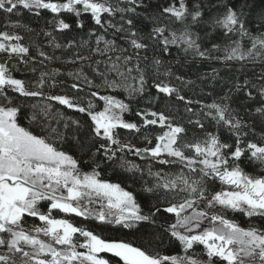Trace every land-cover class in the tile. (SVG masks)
<instances>
[{"label":"snow or ice","instance_id":"1","mask_svg":"<svg viewBox=\"0 0 264 264\" xmlns=\"http://www.w3.org/2000/svg\"><path fill=\"white\" fill-rule=\"evenodd\" d=\"M127 3L133 6L117 8L110 0H0V11L18 14L22 8L39 15L40 10H48L54 16L69 12L77 18L90 13L96 25L103 28L107 24L117 32L125 33L129 45L136 50L135 54L122 58L123 72L119 71L117 64H113L111 70L121 78H131L138 84L125 86L129 96L143 95L145 92L147 81L145 69L141 67L140 50L147 51L150 45L146 41L158 42L164 52L171 45H184L185 51L191 49L206 58V52L200 50L197 42L199 37L193 38L189 25L179 31H170L157 18V26L147 36L140 35L133 19L125 20L124 14H135L136 8L142 6V0L139 4L137 0H127ZM246 6L237 8L225 4L223 14L212 21L213 26L225 30V35L238 32L242 37L248 36L252 40L251 48L246 51L241 49L238 41L234 42L235 46L225 50L223 59L226 61L264 60V33L253 36L248 30L243 19V8ZM117 12L121 14V20L127 28L124 24L117 28L110 20H104L105 14L114 16ZM160 15L183 24L188 16H191L193 23L198 22L203 13L199 8L190 11L186 0H172L161 9ZM261 19L264 20V10ZM54 26L59 31L72 28V24L62 18L56 19ZM76 26L83 28L84 24L77 19ZM261 26L264 27V24ZM22 39L19 34L0 31V52L23 57L30 50L20 42ZM102 41L106 50L115 46V41L97 36L96 43ZM71 44L69 42L68 46L71 47ZM55 46L61 47L59 44ZM213 48H217V45H213ZM39 55L45 57L43 51ZM143 59L147 60V57ZM117 60L121 58L117 57ZM160 64L158 59L153 61L157 71ZM133 72L137 75L133 76ZM164 75L170 76V70ZM75 79L79 81L81 74H75ZM176 79L183 81L182 77ZM83 80L89 88L92 87L93 81L86 76ZM46 84L48 74L41 73L35 83L37 90L29 91L25 81L13 77L6 65L0 63V96L6 101L0 103V249H5L0 253V264H111L105 253L112 254L122 264H202L196 256L189 254L194 246H203L207 257L204 264H264V227L245 228L214 211L219 206L241 212L249 218H264V172L253 175L240 166L242 157L247 156L249 161L264 168V143L245 139L247 133L242 132V129L247 125L233 116L229 105L223 102L229 99L227 95L221 98V102L201 104L202 110L195 112L188 107L192 101L180 95L178 87L168 82L154 81L153 86L158 94L175 96L177 100L185 102L186 112L198 117L189 119L188 124L200 129L204 135L189 138L188 129L177 122L170 112L139 110L135 113L139 120L129 121L124 118V114L131 110L129 103L113 95H101L98 90L90 91L87 101L78 95L46 96L42 91ZM49 86L55 87L56 82L53 80ZM104 86L109 89L121 87L116 81L107 78L104 79ZM245 87L252 88L255 85H249L245 80L243 85L235 86L236 90ZM71 89L76 93L84 91L80 83H72ZM9 90L22 97H41L85 113L91 120L94 136L106 142L100 144L97 151L103 150L108 160L115 159L117 152L127 150L162 165H180L179 171L175 173H165L163 169L153 173L151 168L148 169L155 183L152 187H146L145 191L162 193L167 206H155L150 214H142L134 194L118 183L102 179L97 170L99 165L90 172L82 171L76 158L58 148L47 136L36 134L18 122L21 108L13 106L8 96ZM258 91L264 97V88ZM252 95L251 91L247 92L249 98ZM91 98L103 101V107L97 110ZM32 107L35 109L38 105ZM49 107L48 104L43 105L45 114ZM256 112L264 116V106L257 108ZM36 118L33 115L32 119ZM204 120L227 127L235 136L233 143L224 142L218 134L205 131ZM71 123L79 126L80 121L72 120ZM153 127H158L160 131L146 134L144 139L147 146L143 148L131 142L122 143L117 132L118 129H125L139 134ZM125 165H129V171H142L139 165L125 161L121 166ZM209 180H218L221 189L209 193ZM42 202L46 204V211L41 209ZM93 205L96 207L93 208ZM54 210L78 217H92L102 223L121 225L126 229L134 228L144 221L155 223L152 218L157 213L173 214L175 222L168 224L166 231L170 238L179 242L184 255H161L122 239H105L93 231L76 226L69 219L56 218L53 216ZM25 216L37 218L41 223L25 229ZM78 237H83V242Z\"/></svg>","mask_w":264,"mask_h":264},{"label":"trees","instance_id":"2","mask_svg":"<svg viewBox=\"0 0 264 264\" xmlns=\"http://www.w3.org/2000/svg\"><path fill=\"white\" fill-rule=\"evenodd\" d=\"M171 2L172 0H142V6L136 8V13H126L124 18L125 20L133 19L135 28L142 36H147L152 28L157 26V18L160 23L166 24L170 31H179L185 25H189L193 38L199 37L197 42L200 45V50L206 52V58L200 57L191 49L185 51L184 45H171L169 50L164 52L158 42L146 41L150 45L149 48L147 51L140 50L141 67L145 69L147 81L143 95L129 96L128 92L122 89L106 88L103 75L98 74L95 76L92 79L93 85L89 88L84 82L55 71V67L64 70V66L73 63L80 65L85 61L93 63L97 60L96 58L100 59L96 50L98 47L96 43L97 36L115 41L121 50L126 49L124 53L127 55L135 54L136 50L129 45L125 33L117 32L115 28L108 27L107 24L103 28L96 25L90 13L82 14L77 18L69 12L54 16L48 10H40L39 15L22 8L18 10V14H5L0 11V31L19 34L23 37L20 42L30 50L23 57L10 56L3 58L2 62L13 77L23 81H38L40 76H37L36 72L47 73L48 84L42 90L46 96L78 95L87 101L90 99L88 93L98 90L101 95H113L117 99L124 100L129 103L131 109L124 114V118L129 121L139 120L135 115L139 110L151 109L165 111L166 113L170 112L177 122L184 124L188 129L189 138L193 135L200 137L204 135V132L200 129L188 124L189 119L194 120L198 117L186 112L185 102L177 100L175 96L168 97L164 94H158L153 86L154 81L160 80L178 87L180 95H184L186 100L192 101L188 107L193 108L195 112L202 110L201 104H210L213 101L221 102V98L227 95L229 99L223 102L229 105L233 116L247 125L242 129V132L247 133L245 139L264 143V116L256 112L257 108L264 106V97L258 91L264 88V60H224L225 50L235 46L234 42L238 41L241 49L246 51L251 48L252 40L248 36L242 37L238 32L225 35L224 29L213 26L212 23L215 18L223 14L225 4L235 5L237 8L246 4L247 6L243 8L245 13L243 19L246 21V27L253 36H259L264 33V27L261 26V24H264V20L261 19L264 0H186L190 11L199 8L203 15L196 23H193L191 16H188L183 24L168 18L166 15H160L161 9ZM137 3H141V0H137ZM61 18L72 24V28L64 31L57 30L54 21ZM77 19L83 22V28L76 26ZM106 19L112 20L117 28L124 24L119 12L114 16L105 14L104 20L106 21ZM16 25H19V27ZM124 27L127 28V25L124 24ZM90 33L95 34L90 35ZM165 34L168 35V32ZM69 42H72L71 47L68 46ZM56 44L61 45V47L57 48ZM213 45H217V48L214 49ZM41 51L45 53V57L39 55ZM0 54L4 55L6 53L0 52ZM145 56L147 60L143 59ZM77 57H83V59ZM64 58H70L71 60L64 61ZM156 59L161 61L158 71L156 66L153 65V61ZM169 70L171 75L165 76L164 73ZM132 74L137 75L135 72ZM115 76V73L110 74L109 80L115 79ZM176 77H182L183 81L177 80ZM53 80L56 82V86L50 87L49 85ZM245 80L249 82V85H255V87L236 90L235 86L237 84L243 85ZM189 81L191 83H187ZM72 83H80L84 91L76 93L75 90L71 89ZM248 91L252 92V98L247 96ZM8 96L13 99L15 106L21 108L18 114V122L22 126L29 128L36 134L47 136L58 148L76 158L82 171L90 172L93 167L99 165L97 170L100 172L102 179L111 183H118L122 188L134 194L142 209V214H150L151 211L155 210V206L161 208L167 206V202L162 199V193L145 191L146 187H152V177L148 176L142 170V167H149L150 164L151 169L171 171L179 170L180 165H162L156 161L136 156L127 150L117 152L115 159L108 160L105 158L103 150L97 151L99 145L106 142L102 138L94 136L91 130V120L85 113L68 109L55 101L43 100L41 97H22L11 90L8 91ZM0 97L3 100L2 103H6L4 97ZM91 99L96 104L97 110L103 107V101L96 98ZM196 101L201 103L198 104ZM44 104L50 105L47 114L42 110ZM32 105H38V107L34 109ZM204 111H207V109H204ZM33 115L37 117L35 120L32 119ZM72 120H79V126L71 123ZM203 122L205 131L218 134L224 142L233 143L235 136L227 127L217 126L214 121L204 120ZM65 124L68 126L65 127ZM159 131L158 127L143 130L139 134L125 129L117 130L122 143L131 142L139 148L147 146L144 139L146 134H156ZM123 156L133 159L142 171H129L127 165L122 167L121 158ZM240 166L253 175L264 172V168L258 163L249 161L247 156L242 157ZM208 189L209 193L219 191L221 184L218 180H209ZM200 206L203 207V204ZM41 209L46 211L44 202L41 203ZM216 212L224 215L227 219L234 220L245 228L249 226L264 227V218H249L241 212L223 209L219 206L216 208ZM55 215L59 214L55 213ZM65 218L76 226L93 231L105 239H122L132 242L136 246L146 248L150 252H158L161 255H184L182 246L174 238H170L166 231L168 224L175 222L173 214L157 213L152 218L155 223L144 221L131 229L123 228L121 225L102 223L92 217H78L75 214H65ZM39 223L40 221L37 218L25 216V229L31 224ZM78 240L83 242V237H78ZM4 251L5 249H0V253ZM189 254L196 256L202 264L207 260L203 252V246H194ZM104 255L109 260L122 264L112 254L105 253Z\"/></svg>","mask_w":264,"mask_h":264},{"label":"rangeland","instance_id":"3","mask_svg":"<svg viewBox=\"0 0 264 264\" xmlns=\"http://www.w3.org/2000/svg\"><path fill=\"white\" fill-rule=\"evenodd\" d=\"M110 3H112L117 8L130 7L128 5V3H127V0H110ZM108 20L106 19V21H108ZM110 21H111L112 24H114V22L112 20H110ZM104 39L108 40V41H112L110 39H106V38H104ZM97 49H99V51H97V53L99 54L100 59L96 58L97 60H95L93 63L85 61V62H83L80 65L79 64L76 65V64L73 63V64H70L68 66H64L63 67L64 70L56 68V67L54 69H55V71L60 72V73H64L67 76H70L69 73H73V75H71L73 78H75V74L80 73L81 74V79L79 81H81V82H84V80H83L84 76H86L89 80L92 81V79L95 76H97L98 74L99 75L103 74V82H104L105 78H107L109 80V75L112 74V73H115L116 74V76H115L116 78L115 79L112 78L109 81H113V79H114V81H116L118 84H120L121 87H119L117 89H122V90L125 91V86H127L129 84H134V86H138V84H135V82L131 78L125 80V79L121 78L120 76H118L115 71L111 70V66L113 64H117L119 66V71H121V72L124 71V65H123V59L122 58L124 56H127V54H125L124 51H121V48H120V46L118 44L115 43L114 48H112L110 50H106L105 44L102 41L100 44H98ZM10 56H16V55L15 54H12V55H9V54L1 55L0 54V63H3L2 62L3 58L5 59V58L10 57ZM117 57H120L121 60L118 61ZM63 60L64 61H70L71 59L70 58H64ZM35 74L37 76L41 75L40 72H36ZM132 75L136 76L134 74H132ZM25 82H26V87L28 88L29 91H36L37 90V88L35 87V83L37 81H35V80H33V81L32 80H25ZM45 88L46 87H44L42 90H44ZM113 88H116V87H113ZM2 102H3V100L0 97V103H2ZM12 102H13V99H12ZM13 106H15L14 102H13ZM121 160H122V163L127 161V162H130V164L138 165L136 162H134L133 159L127 158L126 156H123L121 158ZM128 166L129 165H127V167ZM149 168H150V164H149V167L148 166L142 167V170L145 171L146 174H148V169ZM151 171L153 173L157 172V170H155L154 168H152ZM177 171H179V170H171V171L168 170V171H164V172L165 173H175ZM148 176H150V175L148 174ZM150 177H152V185H153L155 183V178L153 176H150ZM95 207L96 206L94 205L93 208H95ZM214 211H216V209H214ZM54 212L59 214V215H55ZM53 216H55L56 218H65V213L59 212L58 210H54L53 211ZM205 224H206V222H205ZM33 225H35V224H31V225L27 226V229H31ZM110 262H111V264H118L117 261L110 260Z\"/></svg>","mask_w":264,"mask_h":264}]
</instances>
